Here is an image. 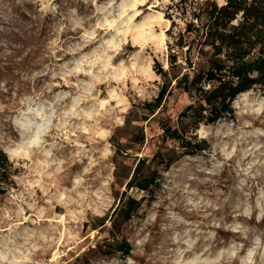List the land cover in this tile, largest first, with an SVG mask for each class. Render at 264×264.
Here are the masks:
<instances>
[{"label":"rangeland","instance_id":"1","mask_svg":"<svg viewBox=\"0 0 264 264\" xmlns=\"http://www.w3.org/2000/svg\"><path fill=\"white\" fill-rule=\"evenodd\" d=\"M169 4L0 0V147L18 169L0 194V264H264V88L200 125L209 150L182 156L151 190H129L141 206L119 235L128 256L98 249L111 223H92L118 206L138 159L155 154L161 122L176 126L191 102L173 78L192 72L175 46L185 23L167 34L159 17Z\"/></svg>","mask_w":264,"mask_h":264},{"label":"trees","instance_id":"2","mask_svg":"<svg viewBox=\"0 0 264 264\" xmlns=\"http://www.w3.org/2000/svg\"><path fill=\"white\" fill-rule=\"evenodd\" d=\"M164 17L171 23L170 34L177 18L185 23L184 31L175 46L185 51L187 68L182 75H174L175 88L191 98L178 116L177 125L161 122V144L152 158L141 157L118 206L106 216L99 217L93 229L111 223V241L99 244L107 248L105 255L121 253L128 256L131 245L120 238L122 226L129 222L141 206L128 192L131 189L149 191L157 184L162 170H168L182 156L201 154L210 149L207 139L199 137L201 124L211 125L234 114L233 103L242 93L264 88V0H170ZM170 49L169 64L177 68L178 54ZM197 62H194V58ZM198 64V66H197ZM160 66L156 61L155 68ZM158 75L167 78L163 68ZM170 83H164L153 102L146 107L154 112L168 95ZM18 173L7 153L0 147V194L13 184Z\"/></svg>","mask_w":264,"mask_h":264},{"label":"bare ground","instance_id":"3","mask_svg":"<svg viewBox=\"0 0 264 264\" xmlns=\"http://www.w3.org/2000/svg\"><path fill=\"white\" fill-rule=\"evenodd\" d=\"M136 1H139V0H136ZM142 1H144V0H142ZM127 5H129V4H125V7ZM130 6L131 7H135L136 6V3H133ZM159 17H160V19H162L165 22H167L168 24H170V21L163 16V13L162 12H159ZM134 37H136V36H134ZM148 39H150V37L144 38L142 36H137V38H135V42H137L138 44H140L142 46V45H144L147 42ZM164 41H165V33L162 32L160 34V44L163 45L164 44ZM245 93H247V92H245ZM245 93H242V94H245Z\"/></svg>","mask_w":264,"mask_h":264}]
</instances>
